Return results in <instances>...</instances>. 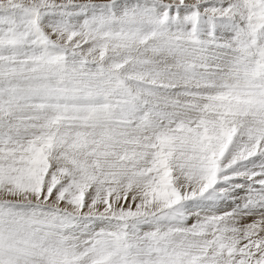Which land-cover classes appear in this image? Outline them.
<instances>
[{"label":"snow or ice","instance_id":"obj_1","mask_svg":"<svg viewBox=\"0 0 264 264\" xmlns=\"http://www.w3.org/2000/svg\"><path fill=\"white\" fill-rule=\"evenodd\" d=\"M0 264H264V0H0Z\"/></svg>","mask_w":264,"mask_h":264}]
</instances>
